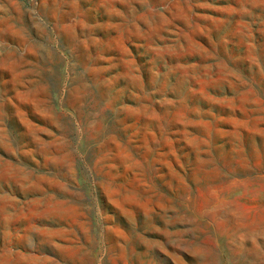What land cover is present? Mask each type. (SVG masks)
I'll list each match as a JSON object with an SVG mask.
<instances>
[{
  "label": "rangeland",
  "instance_id": "1",
  "mask_svg": "<svg viewBox=\"0 0 264 264\" xmlns=\"http://www.w3.org/2000/svg\"><path fill=\"white\" fill-rule=\"evenodd\" d=\"M262 225L264 0H0V264H264Z\"/></svg>",
  "mask_w": 264,
  "mask_h": 264
},
{
  "label": "bare ground",
  "instance_id": "2",
  "mask_svg": "<svg viewBox=\"0 0 264 264\" xmlns=\"http://www.w3.org/2000/svg\"><path fill=\"white\" fill-rule=\"evenodd\" d=\"M262 226H264V225H262ZM259 228V227H258ZM252 232V233H251ZM249 234H246L245 236H243L242 238H241V240H251L252 242H254L256 245H257V243H259V242H261L262 243V245H264V227L263 228H259V229H257V230H255V231H251ZM242 236V235H241ZM239 238V237H238ZM238 243V242H237ZM236 245V244H235ZM237 245H239V244H237ZM236 245V246H237ZM260 245V244H259ZM257 248V247H256ZM245 249V248H244ZM236 250V249H235ZM243 250V249H242ZM233 251H234V249H233ZM237 251V250H236ZM235 252V251H234ZM234 252H231V253H234ZM242 252V251H241ZM238 254V253H237ZM243 254V253H242ZM261 254V253H260ZM212 256V255H211ZM234 256V255H233ZM232 256V257H233ZM241 258H242V256H241ZM240 259V258H239ZM243 259V258H242ZM235 260H236V258H235ZM238 260V259H237ZM241 260V259H240ZM249 260V259H248ZM247 260V261H248ZM234 261V260H233ZM251 261V260H250ZM249 261V262H250ZM237 262V261H236ZM244 262V261H243ZM239 264V263H238ZM241 264V263H240ZM245 264V263H244ZM248 264V263H247Z\"/></svg>",
  "mask_w": 264,
  "mask_h": 264
}]
</instances>
